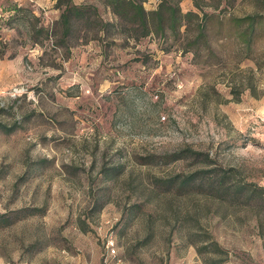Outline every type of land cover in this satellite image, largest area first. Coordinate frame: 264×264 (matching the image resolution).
Returning <instances> with one entry per match:
<instances>
[{"label":"rangeland","instance_id":"rangeland-1","mask_svg":"<svg viewBox=\"0 0 264 264\" xmlns=\"http://www.w3.org/2000/svg\"><path fill=\"white\" fill-rule=\"evenodd\" d=\"M72 1L95 9L68 34L64 1L0 24V213L39 210L0 264H264V0H181L213 14L196 55V27L134 37Z\"/></svg>","mask_w":264,"mask_h":264},{"label":"trees","instance_id":"trees-1","mask_svg":"<svg viewBox=\"0 0 264 264\" xmlns=\"http://www.w3.org/2000/svg\"><path fill=\"white\" fill-rule=\"evenodd\" d=\"M65 2L64 8L61 9L59 14V21L63 25L64 34H68L72 24L80 19H87L90 17L89 8L93 10L95 7L89 3H76L72 0H55L56 7H60L62 2ZM194 1V5L198 6L197 1ZM105 4L109 7L111 12L122 21L124 28L129 35L134 37L145 36L148 34H157L160 36H167L168 34H179L196 27L197 32L189 36L186 47L192 51L193 55L197 54L199 43L206 36L205 28L207 21L213 14H209L206 11L202 12V15L198 11L193 9L183 10L180 2L181 0H159L157 5L152 9H146L141 1L138 0H104ZM197 19L196 23L195 20ZM237 28L243 23L245 26L239 29L237 35H240L246 44H249L252 33L256 25L261 22V17L256 14H248L240 17L232 16ZM222 19L218 18L220 23ZM6 129V126L0 122V130ZM186 155L180 154L173 158V160L186 157ZM205 171H195L190 173L185 179H171L166 182L167 188H177L178 191H187L192 185L199 180L202 182L205 176ZM200 185V183H199ZM35 208H21L9 213H0V227L8 226L17 220L24 217L37 214Z\"/></svg>","mask_w":264,"mask_h":264},{"label":"crops","instance_id":"crops-1","mask_svg":"<svg viewBox=\"0 0 264 264\" xmlns=\"http://www.w3.org/2000/svg\"><path fill=\"white\" fill-rule=\"evenodd\" d=\"M49 2L54 3L55 0H0V24L4 20H17L26 14L37 16L40 5Z\"/></svg>","mask_w":264,"mask_h":264},{"label":"built area","instance_id":"built-area-1","mask_svg":"<svg viewBox=\"0 0 264 264\" xmlns=\"http://www.w3.org/2000/svg\"><path fill=\"white\" fill-rule=\"evenodd\" d=\"M106 248H107V253L106 255H110L112 253H115V249H114V246H113V242L112 240H108L107 243H106ZM4 264H10V263H4ZM21 264H27V263H21Z\"/></svg>","mask_w":264,"mask_h":264}]
</instances>
